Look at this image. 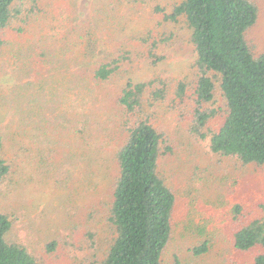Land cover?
I'll return each mask as SVG.
<instances>
[{
	"label": "rangeland",
	"instance_id": "374dc122",
	"mask_svg": "<svg viewBox=\"0 0 264 264\" xmlns=\"http://www.w3.org/2000/svg\"><path fill=\"white\" fill-rule=\"evenodd\" d=\"M252 1L258 6L259 18L247 31L246 40L252 52L259 55L264 53V0ZM37 2L39 7L43 6L38 17H32L35 14L31 12L23 13L30 16L25 18L26 31L19 35H3L4 44L0 49L2 155L13 164L9 179L0 186V211L7 213L13 221L7 239L24 245L36 258V264H78L81 261L92 264L93 260L82 258L84 242L77 244L80 249H74L77 240L72 242L67 237L68 228L71 229L76 220H84L81 212L90 198L98 203L108 201L110 195L101 177L94 178L101 184L95 187L97 193L87 192L82 185L81 176H78L85 157L82 156L83 142L81 149V139L78 140L81 124L72 126L71 122L87 116L88 127L96 133L93 120L99 119L105 123L106 133L113 134V139L117 138L120 143L125 132L116 130L113 122L106 121L110 111L102 103H107L127 78L134 82L151 77L162 79L167 83L171 98L176 96L175 87L183 78L189 83L188 89H192L197 72L192 66L195 53L183 18L171 21L164 17L180 0ZM30 3L31 0H17L16 6L27 8ZM75 21L90 26L100 43L107 46L118 42L128 44L132 54L140 57L137 38L145 32L151 34L157 41L156 53L163 59L152 65L142 56V60L136 58L132 64H124L123 72L104 85L102 94L99 88L90 93L78 88H64L63 84L69 78H75V67L70 65L66 75L50 70L49 65L38 70L35 60L42 58L34 50L56 48L53 43H60V34L70 29ZM174 104L175 110L158 109L154 120L167 132L169 144L175 151L173 156L163 160L161 170L170 175L169 183L180 202L175 211L177 225L163 252L161 264H254V256L264 250H235L225 219H229L231 204L234 200L240 201L242 193L243 201L247 203L243 206V220L259 214V205L264 200V166H241L234 158L211 154L206 141L190 130L189 104L178 97ZM223 106L224 99L215 81L213 100L204 107L221 110ZM65 120L71 129L65 126ZM219 121L221 118L218 117L210 123L214 125ZM86 138L88 144L93 136L86 135ZM39 139L47 148L38 149ZM37 150L51 156L44 167L35 158ZM210 226L214 233L210 251L193 257L189 251L191 244L196 243L198 235L205 231L209 234ZM87 230L93 231L99 245L108 242L112 234L106 214L100 209L87 221L84 233ZM74 233L78 237L82 235ZM51 240L58 244L50 253L46 252V244ZM95 244L97 248L98 244ZM97 254L98 259L101 253Z\"/></svg>",
	"mask_w": 264,
	"mask_h": 264
},
{
	"label": "trees",
	"instance_id": "16d2710c",
	"mask_svg": "<svg viewBox=\"0 0 264 264\" xmlns=\"http://www.w3.org/2000/svg\"><path fill=\"white\" fill-rule=\"evenodd\" d=\"M16 3L17 0H0V49L4 44L3 35L26 31L25 18L30 16L23 13H34L35 18L43 7H39L37 0H31L27 8H20ZM164 17L171 21L182 17L190 31L189 41L195 53L192 66L197 71L194 87L189 90V83L183 78L175 87L176 96L171 98L162 79L151 77L134 82L127 78L122 88L107 103H102L110 111L106 121L125 132L120 143L117 138L113 139V134L106 133V125L99 119L93 120L96 133L88 127L87 116L71 122L72 126L81 124L78 140L81 139V149L83 142L82 156L85 157L78 176L82 185L87 192L97 193L95 187L101 184L94 178L101 177L110 195L108 201L98 203L90 198L81 212L84 220H76L68 228L67 237L72 242L77 240L74 249H80L79 245L84 242L85 247L80 250L82 258L93 260L92 264L162 263L163 252L177 225L175 211L180 202L169 183L170 175L161 170L163 160L175 151L167 132L154 120L158 109L175 110L177 97L189 104L190 130L206 141L211 154L234 158L241 166H264V53L255 55L246 40L247 31L258 21V6L252 0H180ZM145 33L137 38L140 57L132 54L128 44L100 43L90 26L75 21L60 34V43H53L56 48L34 50L42 58L35 63L38 70L49 65L50 70L65 75L72 65L75 78H69L64 88H78L88 93L101 89L102 94L104 85L123 72L124 64H132L136 58L142 60V56L152 65L163 59L156 53V38ZM215 81L224 99L221 110L204 107L213 100ZM218 117L221 121L210 123ZM65 124L71 129L67 120ZM86 135L93 136L88 144ZM38 141V149L47 148L43 147V140ZM3 143L0 136V186L9 179L13 168L2 155ZM47 150L52 153L51 149ZM49 157L40 150L35 156L42 167L49 162ZM72 159L76 160L75 156ZM239 197L240 201L234 200L231 204L229 219H225V227L231 231V244L239 252L264 250V200L256 217L243 220V206L247 203L243 201V193ZM99 209L106 214L112 231L110 240L101 245L96 242L93 231L84 233L87 221ZM12 225L11 217L0 211V264H36V258L24 245L7 239ZM75 231L82 235L78 237ZM213 236L211 226L209 234L205 231L198 235L189 249L191 255L207 254ZM57 244L58 241L51 240L46 244V252H53ZM97 253H101L98 259ZM253 263L264 264V253L254 256Z\"/></svg>",
	"mask_w": 264,
	"mask_h": 264
}]
</instances>
